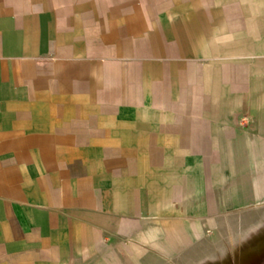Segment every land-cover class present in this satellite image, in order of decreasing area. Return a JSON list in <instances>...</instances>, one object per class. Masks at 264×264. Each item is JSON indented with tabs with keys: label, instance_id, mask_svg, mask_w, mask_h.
I'll list each match as a JSON object with an SVG mask.
<instances>
[{
	"label": "crops",
	"instance_id": "0c3cea01",
	"mask_svg": "<svg viewBox=\"0 0 264 264\" xmlns=\"http://www.w3.org/2000/svg\"><path fill=\"white\" fill-rule=\"evenodd\" d=\"M243 156L260 204L264 0H0V264H159Z\"/></svg>",
	"mask_w": 264,
	"mask_h": 264
},
{
	"label": "rangeland",
	"instance_id": "374dc122",
	"mask_svg": "<svg viewBox=\"0 0 264 264\" xmlns=\"http://www.w3.org/2000/svg\"><path fill=\"white\" fill-rule=\"evenodd\" d=\"M215 216L218 220L191 218L197 239L187 238L184 247L159 264H264V200L225 208Z\"/></svg>",
	"mask_w": 264,
	"mask_h": 264
},
{
	"label": "bare ground",
	"instance_id": "6f19581e",
	"mask_svg": "<svg viewBox=\"0 0 264 264\" xmlns=\"http://www.w3.org/2000/svg\"><path fill=\"white\" fill-rule=\"evenodd\" d=\"M237 142H238V146L240 148V150L244 149L246 147V139L243 135H240L237 139ZM241 162L240 164L238 165V173L240 175V179H239V182H238V186H237V203L238 204H245V203H249L250 200H249V196L247 194V188H248V179H247V166H246V157L243 156L241 158ZM231 170V169H230ZM232 170H235L234 167H232ZM231 172V171H230ZM249 200V201H248ZM232 204H236V203H232ZM259 209H261V207H259ZM200 222V220H199ZM188 223V222H187ZM191 229H190V238L192 239H197L198 235L196 234V230L192 228V225L190 226ZM202 230L200 231H203L204 229L201 227ZM183 238H179V241L182 242ZM175 253H177V250L175 251Z\"/></svg>",
	"mask_w": 264,
	"mask_h": 264
}]
</instances>
